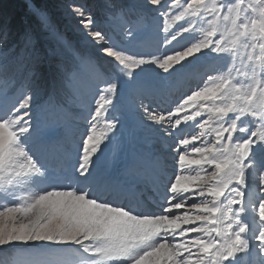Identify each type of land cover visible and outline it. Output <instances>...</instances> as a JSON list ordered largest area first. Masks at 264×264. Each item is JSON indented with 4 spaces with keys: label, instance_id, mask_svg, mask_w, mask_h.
Segmentation results:
<instances>
[{
    "label": "snow or ice",
    "instance_id": "6c2138e0",
    "mask_svg": "<svg viewBox=\"0 0 264 264\" xmlns=\"http://www.w3.org/2000/svg\"><path fill=\"white\" fill-rule=\"evenodd\" d=\"M0 0V264H264V0Z\"/></svg>",
    "mask_w": 264,
    "mask_h": 264
},
{
    "label": "trees",
    "instance_id": "16d2710c",
    "mask_svg": "<svg viewBox=\"0 0 264 264\" xmlns=\"http://www.w3.org/2000/svg\"><path fill=\"white\" fill-rule=\"evenodd\" d=\"M2 8L13 19L17 27L26 23L25 0H2Z\"/></svg>",
    "mask_w": 264,
    "mask_h": 264
},
{
    "label": "rangeland",
    "instance_id": "374dc122",
    "mask_svg": "<svg viewBox=\"0 0 264 264\" xmlns=\"http://www.w3.org/2000/svg\"><path fill=\"white\" fill-rule=\"evenodd\" d=\"M50 3L55 4L56 0H49Z\"/></svg>",
    "mask_w": 264,
    "mask_h": 264
}]
</instances>
